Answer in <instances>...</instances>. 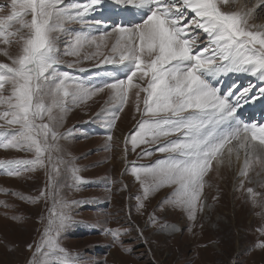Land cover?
I'll return each mask as SVG.
<instances>
[{"label": "rangeland", "instance_id": "obj_1", "mask_svg": "<svg viewBox=\"0 0 264 264\" xmlns=\"http://www.w3.org/2000/svg\"><path fill=\"white\" fill-rule=\"evenodd\" d=\"M149 2L140 31L111 23L136 22L140 0H0V24L24 17L0 25V264H264V124L220 136L212 120L239 112L163 35L201 51L204 76L243 74L255 99L264 1ZM187 15L197 31L175 27Z\"/></svg>", "mask_w": 264, "mask_h": 264}, {"label": "bare ground", "instance_id": "obj_2", "mask_svg": "<svg viewBox=\"0 0 264 264\" xmlns=\"http://www.w3.org/2000/svg\"><path fill=\"white\" fill-rule=\"evenodd\" d=\"M150 0H140V5L144 6L142 9H140V11H142V14L146 13L147 14V8H149V5H150ZM259 0H253V6L258 2ZM264 1V0H262ZM200 5L199 3H193L192 5H189L188 4V8H189V11L193 10V12L196 13V7ZM141 8V7H139ZM199 9V8H198ZM198 11V10H197ZM141 13V12H140ZM139 13V15H140ZM145 15V14H144ZM171 15V14H170ZM173 16V15H172ZM197 16H202L201 14H198ZM153 16H150L149 18H147V20H143V24L138 27L137 29H145V25H147L149 23V20L152 18ZM136 18V17H135ZM138 18V17H137ZM136 18V19H137ZM156 18V17H155ZM132 19V18H131ZM134 19V18H133ZM178 21V20H177ZM174 22V21H173ZM183 20L180 21V24H183ZM153 23V21H152ZM161 23V22H160ZM178 23V22H177ZM158 24V23H157ZM262 24V23H261ZM260 24V25H261ZM144 25V27H143ZM149 25H152L153 24H149ZM167 25V23H166ZM148 30L147 31V35L145 37L147 38H151L152 36H154L156 33L154 32L153 28L151 27H147ZM141 31V30H140ZM145 31V30H144ZM186 39V38H185ZM175 41H171V44L173 45ZM97 43V42H96ZM176 44V43H175ZM108 70L112 69V66H108L107 67ZM228 68V67H227ZM225 70V69H224ZM209 71V70H208ZM206 78L208 79L210 85L213 87L214 85V89L216 91V94L217 96H221L222 98H226L228 101H230L229 104H231L232 106H235V110L237 112H241L242 110H244L246 113H250L252 112L253 113H258L260 115H264V87L262 89H260L259 94L261 96H259L258 94L256 95V98L255 99H251L252 97V94H249V91L247 89V87H245V83H247V80L245 78V76L241 73H237L235 71H232L231 73H219V72H214V73H211L210 75H205ZM249 84L248 85H251L253 86V88H257V86L259 85H263L264 86V83L262 84H259L261 81L259 79H253V81H251V79L249 80ZM227 84V85H226ZM216 86V87H215ZM225 88V93L224 94H220V89L221 88ZM209 88V87H208ZM256 90V89H255ZM216 98V97H215ZM231 105H230V108H231ZM234 112V111H233ZM226 118H224V120H222L223 124L220 126V132H219V135L221 136V132L225 131L226 132V129L228 128V131L225 133V136L226 135H229L235 131L236 129H238V125L237 124V121L235 120V118H232V119H229V116H225ZM228 123H231L233 127H231V125H228ZM243 122V121H242ZM236 132V131H235ZM239 132V131H238ZM246 135V134H245ZM233 136V134H232ZM240 136V135H239ZM234 138V137H233ZM239 138V137H238ZM243 138V137H242ZM248 141V140H247ZM235 144V143H234ZM249 142H246V138H244V141H242V145L241 146H238L240 149H247L249 148L250 146L248 145ZM253 144V143H252ZM232 151V154H233V157L232 158H229L228 157V154ZM222 158L226 159L228 158V163H227V166H229L230 164L233 165V164H237L239 166L242 165V163L244 162V157L243 156H240L238 155L237 152H234L233 151V147H229L228 150H226L222 156ZM224 159V160H225ZM219 160V159H218ZM221 162V161H220ZM226 162V161H225ZM219 163V162H218ZM230 163V164H229ZM220 164V163H219Z\"/></svg>", "mask_w": 264, "mask_h": 264}, {"label": "clouds", "instance_id": "obj_3", "mask_svg": "<svg viewBox=\"0 0 264 264\" xmlns=\"http://www.w3.org/2000/svg\"><path fill=\"white\" fill-rule=\"evenodd\" d=\"M135 77V76H134ZM132 80H133V78H132ZM28 87H24L23 88V92L24 93H26V96H27V99H29L30 101L32 100V97H29V95H28V93H27V90L29 91V90H31V89H27ZM13 97L15 98V96H14V92H13ZM9 97H7V96H5L4 94H3V96H2V99L5 101V100H7V101H9L10 99H8ZM11 101V100H10ZM3 106V105H2Z\"/></svg>", "mask_w": 264, "mask_h": 264}]
</instances>
